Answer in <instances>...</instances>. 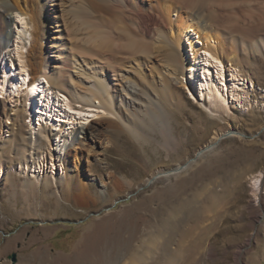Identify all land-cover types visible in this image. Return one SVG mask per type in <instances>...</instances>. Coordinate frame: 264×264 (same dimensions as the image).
<instances>
[{"label": "rangeland", "instance_id": "obj_1", "mask_svg": "<svg viewBox=\"0 0 264 264\" xmlns=\"http://www.w3.org/2000/svg\"><path fill=\"white\" fill-rule=\"evenodd\" d=\"M224 2L213 7L226 11L232 6L226 18H202L197 9L185 8L196 24L206 20L217 30L214 35L222 40L214 48L227 82L230 65L246 82L244 102L230 101L222 108L205 98L202 104L190 96L180 63L173 75L176 61L157 62V37L143 44L123 37L126 60L120 66L127 74L146 77L150 96L138 95L129 117L123 112L124 122L84 107L94 110L89 124H97L98 141L83 139L82 145L77 139L71 148L64 172L78 174L75 180L56 187L20 173L23 147L30 145L21 138L23 112L8 119L4 109L10 113L12 106L0 95V164L7 166L0 175V264H13V253L15 264H264V43L258 42L264 28L254 30L255 23L264 22L263 2ZM173 17L166 19L168 27L174 26ZM232 20L242 28L254 24V31L240 27L243 31L236 32ZM153 25L149 19L148 29ZM245 34L252 35L248 41ZM231 37L255 41V48L244 46L246 54ZM138 55L142 70L132 61ZM229 131L234 133L222 137ZM213 140L218 141L214 149L197 156ZM187 162L178 173L158 175ZM83 178L87 191L80 193Z\"/></svg>", "mask_w": 264, "mask_h": 264}, {"label": "bare ground", "instance_id": "obj_2", "mask_svg": "<svg viewBox=\"0 0 264 264\" xmlns=\"http://www.w3.org/2000/svg\"><path fill=\"white\" fill-rule=\"evenodd\" d=\"M224 1L230 0H0V62L5 66L10 62L18 69L12 73L0 67V95L11 103L10 113L6 107L4 109L8 119L17 111L23 112L20 122L18 120L22 127L21 138L30 142L23 147L20 173L37 175L41 182L48 181L56 187L63 180H75L78 174L64 172V168L68 167L71 148L77 139H82V145H85L83 139L94 143L98 141L95 132L97 124H89L91 116L106 112L121 122L124 113L129 117L128 108L139 102L138 95L150 96L152 86L146 77L127 74L120 66L126 60L122 54L126 50L123 37L140 44L146 38L157 37L155 41H160V45L153 50L157 62H165V59L176 61L175 69L170 71L173 75L177 74L180 63L181 79L190 96L202 104L205 98L211 105L222 108H226L230 101L244 102L248 96L246 82H240L243 80L241 74L233 65H230L229 72L231 82H227L224 63L214 48L216 42L222 40L215 36L217 30L206 20L196 24L193 13L185 8L197 9L198 16L212 20L216 15L222 18L234 12L232 6L226 11H222L224 8L215 10L213 6L222 2L225 4ZM261 1L263 3L259 6L262 11L255 9L256 12H264V0ZM11 16L21 23L20 28L18 25L14 29L18 23L10 20ZM171 16L175 17L172 19L174 26L168 27L166 19ZM251 16L254 18V15ZM149 19L154 20L152 31L147 26ZM260 21L255 23V34L264 28L263 19ZM233 24L236 32L240 30L241 23L239 25L236 21ZM12 25H15L14 28ZM253 26L247 24V27L241 28H247L250 33ZM250 36H246L247 41ZM14 37L15 44L11 46ZM232 37L235 44L242 47L240 50L246 52V46L248 50L253 46L255 48V41L248 44ZM166 41L168 43L162 45L161 42ZM200 42H207L208 45L201 46ZM258 42L264 43V36H259ZM140 58L138 55L132 60L137 68L142 64ZM77 103H81L82 108L75 105ZM86 106L95 107L98 111L85 109ZM216 145L213 140L197 156L214 149ZM40 149L43 151L38 155ZM189 162L160 171L158 175L178 173L188 167ZM6 167L5 163L0 164V175L6 173ZM76 168L75 164L73 169ZM258 180L255 178L254 184H258ZM84 181L80 183V193L87 191V181Z\"/></svg>", "mask_w": 264, "mask_h": 264}, {"label": "water", "instance_id": "obj_3", "mask_svg": "<svg viewBox=\"0 0 264 264\" xmlns=\"http://www.w3.org/2000/svg\"><path fill=\"white\" fill-rule=\"evenodd\" d=\"M231 133H234V132H233V131L226 132L224 135H222V137L228 136V135H230ZM216 143H218V141H216ZM157 176H158V175H155V176L151 179V181L154 180ZM151 181H150V182H151ZM10 258L12 259L13 264H15V262H16V260H17V255H16V253H13L12 255H10Z\"/></svg>", "mask_w": 264, "mask_h": 264}]
</instances>
